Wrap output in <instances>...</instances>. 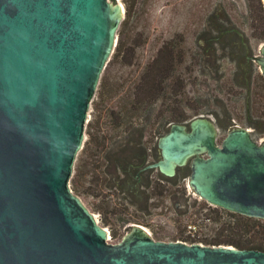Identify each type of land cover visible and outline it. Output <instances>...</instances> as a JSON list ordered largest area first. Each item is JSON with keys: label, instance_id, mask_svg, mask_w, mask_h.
Listing matches in <instances>:
<instances>
[{"label": "water", "instance_id": "water-1", "mask_svg": "<svg viewBox=\"0 0 264 264\" xmlns=\"http://www.w3.org/2000/svg\"><path fill=\"white\" fill-rule=\"evenodd\" d=\"M122 18V0H0V264H264V250L156 240L140 225L112 243L72 189ZM190 127L160 137L154 166L173 176L193 158L200 197L264 219V142L234 128L219 144L204 116Z\"/></svg>", "mask_w": 264, "mask_h": 264}, {"label": "rangeland", "instance_id": "rangeland-1", "mask_svg": "<svg viewBox=\"0 0 264 264\" xmlns=\"http://www.w3.org/2000/svg\"><path fill=\"white\" fill-rule=\"evenodd\" d=\"M252 1L122 0L123 18L116 45L92 99L85 141L75 162V169L82 165L86 171L88 183L101 170L104 150L124 140L130 125L134 133L145 128L143 140L153 146L163 136L159 132L162 114L177 117L185 113L188 121L200 116L211 119L219 144L234 128L248 129L254 139L264 137V74L254 58L248 63L245 56H262L264 45V37H260L264 33V13L260 6L253 10ZM213 11L220 12L224 24L236 27L238 34L225 38L215 55L205 57L199 46L205 28H210ZM168 42L180 46L182 55L175 62L176 77L171 82L180 77L178 85L183 82V87L179 93L171 90L161 96L154 114L146 116L136 104L135 91L148 64ZM174 103L177 108L172 113ZM188 178H182L165 197H155L151 215L135 207L127 209L121 196L109 188L99 197L86 192L79 196L109 230L112 243L127 237L131 224L143 226L156 240L206 244V239L219 233L222 223L201 221L196 224V236L190 234L188 226L194 225L197 214L203 216L208 205L191 192Z\"/></svg>", "mask_w": 264, "mask_h": 264}, {"label": "trees", "instance_id": "trees-1", "mask_svg": "<svg viewBox=\"0 0 264 264\" xmlns=\"http://www.w3.org/2000/svg\"><path fill=\"white\" fill-rule=\"evenodd\" d=\"M252 2L253 10L260 6L264 13V0H258L257 4L254 3V0ZM262 25L264 29V23ZM260 37H264V33ZM199 49L202 51V46H199ZM180 53V46L168 42L162 46L153 61L148 64L143 79L138 83L135 91L136 104H138V108L144 109L146 116L154 114L156 103L161 100V96L171 93V90L179 93L178 90L183 87V82L180 86L178 85L180 77H177L173 83L171 82V79L176 77L175 62L182 55ZM175 103L170 108L172 113L177 108ZM166 108L169 109L168 106ZM187 119L188 116L185 113L177 117L162 114L159 118L162 129L159 132L164 135L170 130L173 123H182ZM132 130L130 125L128 136H125L124 140L117 143L113 142L104 150V162L100 166L101 170L89 183L82 165L76 166L71 178V186L78 195L81 192H86L95 197L102 195L103 189L109 188L121 196V200L127 209L135 207L137 211L151 215L152 200L155 197H165L167 193H171L172 188L186 176L177 174L170 177L155 172V170L142 169L141 165L146 163L151 156L150 149L155 147L158 141L153 146H148L143 140L147 130L140 128L136 133ZM142 155H144V161L140 162L138 158ZM195 200L197 203L198 198ZM205 205L208 207L205 208L203 216L197 214L192 223L194 225L200 224L201 221L222 223L219 226V233L210 239H206V244L234 245L239 248L264 250L263 218L231 211L221 206L211 205L208 202Z\"/></svg>", "mask_w": 264, "mask_h": 264}, {"label": "flooded vegetation", "instance_id": "flooded-vegetation-1", "mask_svg": "<svg viewBox=\"0 0 264 264\" xmlns=\"http://www.w3.org/2000/svg\"><path fill=\"white\" fill-rule=\"evenodd\" d=\"M172 11H174V9ZM172 11H171V13H172ZM219 14H220V12H217V11H213L210 14V16H209L210 28H205L204 36H203L204 39L200 41V46H202L201 52L203 53V55L205 57L209 56L211 53L213 54L214 52H218L217 46L223 44L225 38L234 37L235 35L238 34V29L236 27H230V26H227L226 24H224V23H226V20L224 19V16H220ZM213 55H215V54H213ZM216 55H219V54H216ZM237 55H239V54H237ZM245 56L247 58L248 63H250L252 61V58L255 59L258 57L257 55H254V54H245ZM191 121L186 120V121L182 122L181 124H186L187 129L190 130L191 129V127H190ZM173 124H175V123H173ZM150 152H151V156L146 163H143L141 165L142 169L155 170V172H158L160 174H164L160 170L159 167L154 166L155 163L164 159L162 148L159 146V140H158L157 145L150 149ZM200 155L201 156H207L208 154H207V151H202L200 153ZM143 156L144 155H142L138 158V160L140 162L144 161ZM192 159L193 158H191L184 165H178L175 175L178 174L179 176H182L184 174L185 176H190V174H191L190 171L192 172ZM175 175H173V176H175ZM131 227H133V225L130 224L129 228L131 229V232H132L133 228H131Z\"/></svg>", "mask_w": 264, "mask_h": 264}, {"label": "built area", "instance_id": "built-area-1", "mask_svg": "<svg viewBox=\"0 0 264 264\" xmlns=\"http://www.w3.org/2000/svg\"><path fill=\"white\" fill-rule=\"evenodd\" d=\"M256 140H258L260 143H262V142H264V137H261L260 139H256ZM188 180H189V178H188ZM188 187L190 188L191 192L196 193L194 191V189L191 187L189 181H188ZM188 227H189L190 234L195 237L196 236V225L190 224Z\"/></svg>", "mask_w": 264, "mask_h": 264}]
</instances>
